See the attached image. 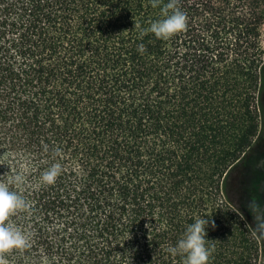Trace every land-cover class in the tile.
I'll list each match as a JSON object with an SVG mask.
<instances>
[{
  "label": "trees",
  "instance_id": "16d2710c",
  "mask_svg": "<svg viewBox=\"0 0 264 264\" xmlns=\"http://www.w3.org/2000/svg\"><path fill=\"white\" fill-rule=\"evenodd\" d=\"M177 6L164 41L139 38L150 0H0V182L25 177L29 241L5 264H182L196 217L208 264H264L232 177L264 138V0Z\"/></svg>",
  "mask_w": 264,
  "mask_h": 264
},
{
  "label": "clouds",
  "instance_id": "9594fccd",
  "mask_svg": "<svg viewBox=\"0 0 264 264\" xmlns=\"http://www.w3.org/2000/svg\"><path fill=\"white\" fill-rule=\"evenodd\" d=\"M150 3L153 8L159 7L161 18L151 21L148 27L140 30L141 40L151 33L156 39L167 41L186 28L187 17L177 6V0H167V3L163 4L161 0H150ZM137 51L141 54L145 51L143 43L138 45ZM60 172L61 166L54 163L42 172L40 180L43 184H53ZM24 179L23 174H16L11 181L0 182V264H5L7 253L13 249H22L29 242L25 232L15 227L9 219L17 211L28 207L18 191L10 190V184L22 185ZM246 206L251 213L255 231L264 238V203L250 199ZM209 222L210 220L206 218H194V221L186 226L176 244L168 248V252L173 256L179 255L182 264H208L211 247L207 244L209 239L206 238V229Z\"/></svg>",
  "mask_w": 264,
  "mask_h": 264
},
{
  "label": "flooded vegetation",
  "instance_id": "af4514ba",
  "mask_svg": "<svg viewBox=\"0 0 264 264\" xmlns=\"http://www.w3.org/2000/svg\"><path fill=\"white\" fill-rule=\"evenodd\" d=\"M232 177L236 178L234 202L244 210L253 225L251 213L246 205L251 199L250 196L264 203V138H261L251 153L239 163Z\"/></svg>",
  "mask_w": 264,
  "mask_h": 264
},
{
  "label": "rangeland",
  "instance_id": "374dc122",
  "mask_svg": "<svg viewBox=\"0 0 264 264\" xmlns=\"http://www.w3.org/2000/svg\"><path fill=\"white\" fill-rule=\"evenodd\" d=\"M262 45L264 46V25L261 27Z\"/></svg>",
  "mask_w": 264,
  "mask_h": 264
}]
</instances>
